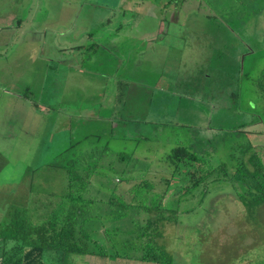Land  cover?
Instances as JSON below:
<instances>
[{"label": "rangeland", "instance_id": "374dc122", "mask_svg": "<svg viewBox=\"0 0 264 264\" xmlns=\"http://www.w3.org/2000/svg\"><path fill=\"white\" fill-rule=\"evenodd\" d=\"M178 146L228 168L234 152H264V0H0V225L47 216L77 162L97 166L96 237L148 218L112 217L113 193L171 179L165 205L181 214L161 243L177 262L264 264V203L212 178L172 197Z\"/></svg>", "mask_w": 264, "mask_h": 264}, {"label": "trees", "instance_id": "16d2710c", "mask_svg": "<svg viewBox=\"0 0 264 264\" xmlns=\"http://www.w3.org/2000/svg\"><path fill=\"white\" fill-rule=\"evenodd\" d=\"M231 157L234 162L232 168L225 164L212 166L205 157L186 147L172 149L167 160L174 167L175 174H181L185 181L183 188L172 197L188 196L212 178L210 183H231L236 190L235 197L247 206L264 203V152L255 150L251 153L245 149L240 154L234 152ZM79 166V163L73 162L66 168L69 184L64 201L43 219L24 217L18 213L0 225V264H64L68 254L181 264L161 243L164 224L178 222V215L181 214L179 209H170L165 205L169 188L172 187L171 179L165 180V192H157L151 182L135 184L129 191V201L126 195L113 193L107 201L108 213H112V217H125L126 210L137 207L148 218L133 233H127L120 227L111 230L104 228L105 239H100L95 236L93 221L102 219L99 214L101 206L96 207L102 203L86 197L97 166ZM127 235L128 238L124 237ZM120 236L122 239L115 241L114 237Z\"/></svg>", "mask_w": 264, "mask_h": 264}, {"label": "crops", "instance_id": "0c3cea01", "mask_svg": "<svg viewBox=\"0 0 264 264\" xmlns=\"http://www.w3.org/2000/svg\"><path fill=\"white\" fill-rule=\"evenodd\" d=\"M105 108L107 107H103V109L101 108L100 113H96V111L92 112V115L94 116V115L103 114L105 117H108L112 114L113 111H115L116 107L115 105H113L107 109ZM71 255L72 258L77 260L75 261V264H154V263L143 262L137 259L123 258V257L112 258V257H100L96 255H76V254H71Z\"/></svg>", "mask_w": 264, "mask_h": 264}]
</instances>
